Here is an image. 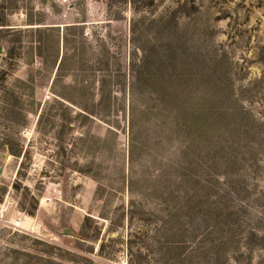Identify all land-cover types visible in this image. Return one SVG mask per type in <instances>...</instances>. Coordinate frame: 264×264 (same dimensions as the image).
Returning <instances> with one entry per match:
<instances>
[{
  "label": "rangeland",
  "instance_id": "374dc122",
  "mask_svg": "<svg viewBox=\"0 0 264 264\" xmlns=\"http://www.w3.org/2000/svg\"><path fill=\"white\" fill-rule=\"evenodd\" d=\"M0 264H264V0H0Z\"/></svg>",
  "mask_w": 264,
  "mask_h": 264
},
{
  "label": "water",
  "instance_id": "95a60500",
  "mask_svg": "<svg viewBox=\"0 0 264 264\" xmlns=\"http://www.w3.org/2000/svg\"><path fill=\"white\" fill-rule=\"evenodd\" d=\"M70 230L69 229H65V232L68 233Z\"/></svg>",
  "mask_w": 264,
  "mask_h": 264
}]
</instances>
